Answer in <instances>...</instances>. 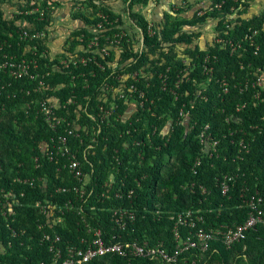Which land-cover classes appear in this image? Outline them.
<instances>
[{
	"label": "trees",
	"instance_id": "1",
	"mask_svg": "<svg viewBox=\"0 0 264 264\" xmlns=\"http://www.w3.org/2000/svg\"><path fill=\"white\" fill-rule=\"evenodd\" d=\"M31 1L0 0V40L11 45L5 52L24 55L37 47L34 72L39 74L37 80L12 79L0 93V202L8 195L11 201L7 215L0 214V264L50 260V245L41 242L44 232L60 235L63 248L79 246V238L88 234L83 218L101 229L105 240L115 234L122 236L119 241L148 247L163 242L168 252L179 244L172 233L174 214L192 211L204 217L197 226L206 230L245 223L250 209L242 194L258 189L264 199V91L262 100L254 99L253 90L240 94L232 75L238 82L250 72L264 76V0H71L73 5L53 18L58 27L52 30L49 15V21H41L39 14L19 13ZM48 1H42L45 8ZM99 23L109 35H127L114 46L101 39L99 47L90 48ZM24 30L47 35L18 44L17 32ZM257 30L252 44L246 36ZM102 47L108 56L99 52ZM207 55L217 56L218 63L205 77L200 64ZM84 57L103 68L74 62ZM224 78L231 82L228 95L217 83ZM46 101L59 121L54 129L37 114ZM181 110L188 115L178 123ZM206 125L219 140L213 158L200 146ZM256 126L262 131L251 128ZM61 137L92 178V195L85 202L74 193H55L58 186L75 184L69 170L47 156ZM242 139L250 144L249 154L238 153ZM200 156L203 164L194 174ZM234 172L238 179L224 196L217 180ZM112 176L117 182L111 186ZM45 177L47 187L39 180ZM17 178L29 183L14 182ZM119 182L126 184L124 192L134 191L132 199L114 198ZM47 199L59 205L72 200L76 208L43 215L37 203ZM118 207L135 215L121 236L110 220ZM181 231L185 236L186 229ZM90 264L128 262L104 256ZM131 264H264V226L248 230L231 249L214 241L208 251H185L175 263L157 257Z\"/></svg>",
	"mask_w": 264,
	"mask_h": 264
},
{
	"label": "built area",
	"instance_id": "2",
	"mask_svg": "<svg viewBox=\"0 0 264 264\" xmlns=\"http://www.w3.org/2000/svg\"><path fill=\"white\" fill-rule=\"evenodd\" d=\"M43 0H33L30 2V7L27 11H19V13L24 14L26 16H33L35 14H39V19L41 21L48 20L46 17L49 15L51 17L50 24L48 25V29L52 30L57 24L54 23L53 18L55 16L61 15V13L68 8V6H72L73 4L70 2L71 0H49L46 8L43 6ZM59 3V9L54 8V4ZM52 20V21H51ZM58 27V26H57ZM152 25L149 26V33L153 34ZM97 34L91 41L89 47H99L101 39L106 40V44L108 46H114L119 44L120 41L127 35V32L121 31L116 32L113 35H109L104 30L103 23H99L96 26ZM257 31L252 32L251 34H247L246 40L250 41L252 44L254 43L253 37L256 36ZM18 34V44L21 42H26L29 40H40L44 38L47 33L44 31H33L29 32L27 30L17 32ZM10 37H14L10 34ZM15 39V37H14ZM82 40V39H80ZM8 44V41L0 40V93L5 86L11 84L12 79H30L37 80L39 78V74L34 72V69L37 68V60L35 57L37 56V47H33L26 51V54L20 55L19 52L10 53L5 52V46ZM9 47L11 45L8 44ZM242 47V46H240ZM99 52L106 56L109 55V51L107 47H102L99 49ZM45 54V52H44ZM257 54V53H256ZM74 62L81 63H92L94 62L100 68H103L101 64L97 62L95 58H81L79 61L76 60ZM62 63H65L62 62ZM218 63L217 56L207 55L204 57L202 63L200 64V68L202 71V76H210L215 70L216 64ZM76 64V63H75ZM189 65V64H188ZM191 66V72L195 71L196 65ZM193 67V68H192ZM244 69V68H242ZM232 79L236 80V87L239 88L240 94L248 93V91L253 90V97L256 100H262V92L264 91V76H260L256 73H247L243 80L237 81V77L235 74L232 75ZM219 84V88L223 90L225 95L230 93L231 82L227 80V78L220 79L217 81ZM178 83L176 88H178ZM207 86V83H206ZM175 94V91L173 92ZM143 96V95H142ZM141 96V97H142ZM203 99H207L206 95L202 96ZM40 109L37 114H44L46 116V121L51 128H55L59 121H54L55 116L54 106L50 102H40ZM247 103L237 106V111H240L243 107H245ZM188 115V112L181 110L179 114L178 123H182L185 117ZM55 116V117H54ZM183 119V120H182ZM256 130H261V128L251 127ZM200 146L202 148L203 153L213 158V156L219 153V140L214 136L211 132L210 126L206 125L201 129L199 134ZM56 143V142H55ZM250 145L245 140H241L238 146V153L249 154ZM48 158L50 161L57 160L60 164L64 166L65 169L69 170V173L72 175L75 184L72 186H58L56 188V193L66 194V193H74L77 195L76 199L80 202H85L88 197H91L92 192V178L83 169L82 162L78 160V157L75 153L72 152L69 147V142L65 137L60 138V143L53 145V149L48 153ZM203 164L202 157H197L195 159L194 165L192 167V171L194 174H197V169L201 167ZM240 170L238 169V172ZM48 178L39 179L42 184L45 183V187H47ZM238 179V173H227L221 176L217 180V185L221 190L222 194L225 196L229 193L231 186L235 184ZM14 182L18 183H29V180L17 178ZM117 181L115 177H110L108 184L113 185ZM34 183V182H31ZM120 183V182H119ZM122 184L121 188L117 192H114V198L128 200L132 199L134 194L133 190L124 192L127 189L126 184ZM194 187V184L192 185ZM201 195H207V189L204 187H200ZM249 188L246 187V191ZM110 191V189L108 190ZM105 191V193H108ZM105 193L103 196H105ZM109 194V193H108ZM10 195L6 197L5 203L0 202L2 205L0 209V214L2 216L7 215V209L11 206V201L8 199ZM242 203L250 209L249 218L247 221L241 225L236 227L224 225L215 229L206 230L204 228H200L197 226L198 222H203L204 217L196 216V214L192 211H184L171 216V220L174 221L173 228V236L176 241H179V244L173 249L171 252H168L164 248H162L163 242H158L156 247H148V243H140L138 241L130 242L125 240H118L122 238L120 235L121 232H125L130 223L135 220V215L133 212H130L125 207H118L111 210V222L114 224L115 228L118 230V235H109L110 238L105 240L103 238V231L97 228H91L85 218H83V223L85 228H88V234L84 237L79 238V246H70L67 248L61 247L60 243L62 241V237L58 234L54 236L44 232L42 235L41 242L49 243V252L52 254V258L48 261H40L34 264H89L96 259H100L104 256H118L122 257L125 260H128V264H130L132 259L136 258H157L162 257L167 262L175 263L178 260V257L185 251L199 249L202 252H206L209 250L210 245L214 241L221 242L226 249H231L237 243L242 242L246 239V233L248 230H252L258 224L264 226V199L261 196V192L256 189L253 194H242L241 196ZM63 205H59L56 202H52L47 199V202L41 203L38 202L37 206L42 214H50L51 210L58 208L61 214H65L70 210L76 208L75 203L70 201H64L61 203ZM80 208V207H79ZM83 211L79 209V215L81 216ZM43 228V226H41ZM181 229H186L185 236ZM24 234V233H22ZM2 246V245H1Z\"/></svg>",
	"mask_w": 264,
	"mask_h": 264
},
{
	"label": "rangeland",
	"instance_id": "3",
	"mask_svg": "<svg viewBox=\"0 0 264 264\" xmlns=\"http://www.w3.org/2000/svg\"><path fill=\"white\" fill-rule=\"evenodd\" d=\"M63 21L65 22V24L69 25L71 23V19L69 17H66L65 19H63Z\"/></svg>",
	"mask_w": 264,
	"mask_h": 264
},
{
	"label": "clouds",
	"instance_id": "4",
	"mask_svg": "<svg viewBox=\"0 0 264 264\" xmlns=\"http://www.w3.org/2000/svg\"><path fill=\"white\" fill-rule=\"evenodd\" d=\"M20 32V31H19ZM19 52V51H18ZM55 193H56V189H55ZM57 194H60V193H57ZM13 196V195H12ZM51 201V200H50ZM52 202H54V201H52ZM40 211V210H39ZM41 213V212H40ZM42 214V213H41ZM43 215H48V214H43ZM42 226V225H41ZM41 226H40V228H41ZM134 242V241H133ZM114 257H118V256H114ZM122 258V257H121ZM124 259V258H123ZM127 262H128V260H126ZM93 262V261H92ZM129 263V262H128ZM90 264V263H89ZM130 264H131V262H130Z\"/></svg>",
	"mask_w": 264,
	"mask_h": 264
},
{
	"label": "crops",
	"instance_id": "5",
	"mask_svg": "<svg viewBox=\"0 0 264 264\" xmlns=\"http://www.w3.org/2000/svg\"><path fill=\"white\" fill-rule=\"evenodd\" d=\"M67 25V24H66ZM63 28V26H59V29H62Z\"/></svg>",
	"mask_w": 264,
	"mask_h": 264
}]
</instances>
